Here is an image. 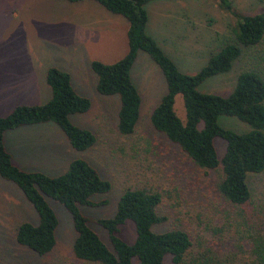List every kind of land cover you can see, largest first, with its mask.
<instances>
[{
    "label": "rangeland",
    "instance_id": "374dc122",
    "mask_svg": "<svg viewBox=\"0 0 264 264\" xmlns=\"http://www.w3.org/2000/svg\"><path fill=\"white\" fill-rule=\"evenodd\" d=\"M233 3L243 15L264 9V0H233ZM146 11L148 32L184 74H195L210 54L232 41L234 21L216 7L214 0H151ZM103 15L110 20H103ZM122 23L125 24L121 17L106 14L90 1L70 4L64 0H0V117L16 106L45 103L50 98L45 72L55 67L66 72L73 90L90 102L86 112L69 117L70 123L95 138L91 148L76 152L61 131L48 123L40 132L25 126L5 131L3 146L9 148L10 154L15 152L19 164L13 157L11 160L23 171L37 170L57 176L74 159H82L94 168L110 184V190L90 199L103 203L79 207V211L108 248L106 232L97 220L114 215L125 189L141 187L155 190L161 196L158 214L166 221L154 226L153 231L172 228L185 231L191 241V257L202 251H211L219 258L227 256L241 245L237 236L241 229L238 211L249 222H264V172L249 178L248 205L234 207L226 203L216 191L218 170L197 169L150 126L149 116L164 94L165 84L158 68L141 51L137 52L129 72L140 98L138 122L133 134H118V98L101 96L95 91V76L89 64L97 61L110 65L126 53V24ZM245 70L257 72L264 80L263 45L250 51L242 48L228 72L207 79L197 91L226 97L233 90L238 74ZM173 110L183 121L179 96L174 98ZM217 123L235 133L248 130L247 125L233 117H218ZM213 143L219 161L225 144L220 139H214ZM46 202L58 224L53 248L38 256L17 245L14 239L17 227L22 223L35 225L37 216L20 191L0 178V264H98L73 256L76 234L70 216L59 203L51 199ZM117 236L131 244L135 238L133 224L124 222ZM245 243L244 240L242 246Z\"/></svg>",
    "mask_w": 264,
    "mask_h": 264
},
{
    "label": "trees",
    "instance_id": "16d2710c",
    "mask_svg": "<svg viewBox=\"0 0 264 264\" xmlns=\"http://www.w3.org/2000/svg\"><path fill=\"white\" fill-rule=\"evenodd\" d=\"M70 4L91 1L106 12L124 19L127 50L110 65L91 61L95 76V91L101 96H116L119 108L116 130L121 136L134 133L137 125L140 98L131 83L129 72L137 52L141 51L158 68L165 84V92L149 116V124L197 168L218 170V195L229 205L241 207L251 199L249 178L264 172V80L253 70L238 74L233 90L226 97L204 94L197 87L207 79L226 73L241 54L264 46V9L243 15L233 0H214L216 7L234 21L232 41L225 42L209 55L206 63L195 74L180 72L173 61L146 33V4L151 0H64ZM44 81L50 98L43 104L16 106L0 117V178L12 183L30 204L37 216L35 225L20 224L14 235L15 243L38 256L51 251L55 244L57 219L48 206L51 199L63 206L71 218L76 237L72 244L73 256L83 262L98 264H264V222H249L238 211L237 233L241 245L235 252L217 257L211 251L191 257V241L178 228L152 230L166 221L158 214L160 194L148 188L125 189L118 198L111 218L97 220L106 232L109 248L89 228L88 219L79 207L100 205L90 199L106 194L110 184L102 180L96 170L82 159L69 162L57 176L20 170L5 150L2 139L5 131L21 126L51 123L64 135L69 147L83 152L93 146L95 138L87 130L70 123L69 117L89 109L87 98L72 88L69 75L55 67L46 69ZM182 102L184 119L173 110L174 98ZM233 117L247 125L244 133L222 128L218 117ZM214 139L224 142V153L218 161ZM129 221L134 226L135 238L126 244L118 236V228ZM154 227V229H155ZM244 249L242 248V244Z\"/></svg>",
    "mask_w": 264,
    "mask_h": 264
},
{
    "label": "crops",
    "instance_id": "0c3cea01",
    "mask_svg": "<svg viewBox=\"0 0 264 264\" xmlns=\"http://www.w3.org/2000/svg\"><path fill=\"white\" fill-rule=\"evenodd\" d=\"M91 2V1H90ZM147 5V4H146ZM99 6V5H98ZM100 7V6H99ZM101 8V7H100ZM104 10V9H103ZM105 11V10H104ZM106 12V11H105ZM147 12V11H146ZM106 14H108V15H111V16H116V15H112V14H110V13H108V12H106ZM104 16V18H103V20H105V21H109L110 19L108 18V16L107 15H103ZM123 21H124V19H123ZM125 22V21H124ZM112 23H115L114 22V20L112 21ZM116 24H118V23H116ZM123 24V23H122ZM125 24H126V22H125ZM125 24H123V25H125ZM148 15H147V23H146V27H145V31H146V33L153 39V41L159 46V48L161 47V43L158 41V40H156L149 32H148V29H147V27H148ZM126 29H127V24H126ZM125 33H126V31H125ZM126 39V38H125ZM161 49V48H160ZM169 57V56H168ZM170 58V57H169ZM171 59V58H170ZM48 123H44L43 125H36V126H34V127H26L25 126V128L26 129H30V131L31 130H37L38 132H40L41 130H43V129H45V128H47V125ZM21 128V127H20ZM48 128H51V127H48ZM15 129H19V127L18 128H15ZM4 145V144H3ZM5 147V149L7 150V152L9 153V155L11 156V154H12V151H11V154H10V151H9V148H7L6 146H4ZM12 157H13V160L15 161V162H17L18 163V158H17V156H16V154H15V152H14V154H12V156H11V159H12ZM14 162V163H15ZM16 164V163H15ZM19 164V163H18ZM17 165V164H16ZM25 168V167H24ZM27 169V168H26ZM24 171H27V172H32V171H29V170H24ZM33 171H37V170H33ZM37 172H39V171H37ZM42 173V172H41ZM44 174V173H43Z\"/></svg>",
    "mask_w": 264,
    "mask_h": 264
}]
</instances>
